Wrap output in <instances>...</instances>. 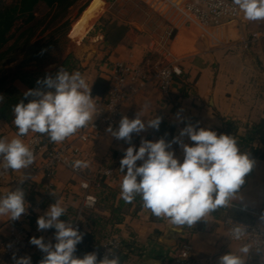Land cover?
Returning <instances> with one entry per match:
<instances>
[{
  "label": "crops",
  "instance_id": "obj_1",
  "mask_svg": "<svg viewBox=\"0 0 264 264\" xmlns=\"http://www.w3.org/2000/svg\"><path fill=\"white\" fill-rule=\"evenodd\" d=\"M149 1L151 7L147 5L156 16L154 24L147 25L140 21V28L137 29L124 22L128 29L116 44H106L104 35L97 38L85 34V41L73 51L79 65L69 72L80 71L85 76L94 98L98 96L92 92L95 79L101 77L107 85L105 71L113 61L140 64L146 68L175 61L182 69L180 77L185 89L177 82L166 97L154 83H148L123 101L118 115L119 128L122 117L133 119L141 113L146 130L133 133L130 142L116 139L111 132L85 142L76 141L89 162V167L79 174L58 165L52 177L46 180L38 167L40 160L36 159L22 173L11 171L8 179L0 180V196L8 190H16L23 177V182L29 180L36 184L37 200L46 193L51 197L43 206L35 207L39 217L59 199L68 210L61 219L73 223L76 214L82 211L84 191L80 181L84 177L90 179V191L94 194L92 183L99 176V168L109 167L113 174L111 177L102 176L104 182L120 189L123 176L119 170L120 160L127 147L134 146L138 150L143 140H159L154 128L147 127L149 119L160 117L165 122L173 123V139L179 137L190 145V137H180L181 130L190 122L197 130L205 128L219 132L226 121H233L236 125L235 135L243 136L248 126L264 118V21H245L240 13L236 20L218 26H200L182 12L185 0ZM102 12V7L91 4L86 12L88 21L95 20ZM253 32H262L263 35L252 38ZM81 58L87 60V64ZM184 117H189L190 122ZM12 121L0 119V138L14 137L9 133L11 128L16 134ZM169 150L183 161V149L179 143H172ZM250 158L255 163L239 189L240 199L234 201L230 208L217 210L207 220L202 218L192 228L174 231L165 220L155 218L142 205L135 212H132L133 207L130 208L119 224L117 235L120 239L133 238L134 246L142 249L143 254L140 257L132 256L131 261L124 264L162 263L163 258L183 240L191 242L196 256H211L212 264H219V257L231 251L240 254L238 250L246 242L227 241L221 220L230 216L264 226V160ZM140 164L142 161H137V165ZM13 221L8 216H0V264H15L5 257L1 247V241L9 233ZM78 222L86 228L81 213ZM27 229L30 230V238L26 256L31 258V264H39L45 254L30 240L32 237H43L45 243L54 245L52 238L56 230L52 228L53 233L49 234L32 225H27ZM158 254L162 255L161 258L156 257ZM246 264H264V246L253 247L246 257Z\"/></svg>",
  "mask_w": 264,
  "mask_h": 264
},
{
  "label": "clouds",
  "instance_id": "obj_2",
  "mask_svg": "<svg viewBox=\"0 0 264 264\" xmlns=\"http://www.w3.org/2000/svg\"><path fill=\"white\" fill-rule=\"evenodd\" d=\"M231 5L245 21H264V0H231ZM176 71L179 74V69ZM37 84L43 87L28 90L24 93L27 102L21 99L13 106L15 136L0 138V169L4 172L22 173L34 164V149L24 139L29 133L47 136L51 142L60 144L88 127L97 115L91 85L80 71L69 72L62 67L55 76L48 75ZM4 100L5 96L0 94V104ZM141 117V113L133 119L124 116L118 130L109 127L108 131L116 139L130 142L133 133L146 130ZM160 123V117L151 118L147 127L158 129ZM184 135L194 142L192 146L177 137L171 142L163 138L155 142L143 140L138 150L134 146L127 147L119 169L123 173L120 198L132 203L139 196L142 207L155 218L165 220L174 231L192 228L217 210L232 207L233 202L240 199L239 189L255 163L248 152L241 151L233 135H218L205 128L197 130L193 125L181 130L180 137ZM35 142L33 140L32 144ZM172 143L182 147V162L169 150ZM137 161L142 164L138 166ZM72 167L83 170L89 167V162L77 159ZM27 207L21 188L8 190L0 196V216L18 220ZM67 211L57 199L37 219L38 230H56L54 245L45 243L43 237L31 238L30 243L45 254L39 264H121L120 258L112 254L111 258L105 255L99 260L95 252L78 258L76 247L83 234L73 227L71 220L61 219ZM248 235L247 227L240 223H234L229 233L236 241L244 240ZM252 249L250 243H245L238 250L240 254L231 251L219 257V264H246ZM15 264H31V258L20 257Z\"/></svg>",
  "mask_w": 264,
  "mask_h": 264
},
{
  "label": "trees",
  "instance_id": "obj_3",
  "mask_svg": "<svg viewBox=\"0 0 264 264\" xmlns=\"http://www.w3.org/2000/svg\"><path fill=\"white\" fill-rule=\"evenodd\" d=\"M79 0H14L4 4L0 0V94L5 96L4 103L0 104V119L10 122L14 119L13 106L21 99H25L24 93L30 89L43 87L37 84L30 76L28 71L22 70V66L30 61L43 62L52 59L53 49H60L62 44L67 41V32L69 30L70 19L67 17L68 9ZM46 5L49 10L37 18L35 8L39 4ZM88 3L85 2L78 9V14L85 8ZM22 20V26L11 31L17 20ZM41 26V28H40ZM38 29L39 32H38ZM128 26L125 24H111L104 27V41L106 44H116L121 40L127 31ZM46 34L37 37L43 32ZM16 61L12 72H6L5 66ZM61 66L67 71L78 67L77 61L71 53H68L61 61ZM178 78L180 87L185 89V83ZM14 79H19L27 85L28 90L23 92L13 83ZM107 91V85L103 78L97 77L92 86V92L103 96ZM28 99H31L29 97ZM27 102V99H25ZM173 123L161 120L158 129L154 128L158 139H165L166 142L173 139ZM236 125L233 121H226L224 127L220 130L224 134L233 135L239 142L241 151H246L250 157H258L264 160V118L259 122L247 127L243 136L235 135ZM48 138L47 136H44ZM103 175H99L100 190L95 192L96 203L94 207L82 214V219L86 224L81 231L83 234L82 241L77 244L75 255L83 258L87 253L95 252L99 260V254L102 243L108 238L117 235L119 224L125 218V214L133 207L135 212L141 207L142 202L139 196L132 203H126L120 198V189L113 187L104 182ZM47 180L48 178L44 176ZM36 184L33 181H24L18 185V188L25 192V200L28 204L34 206L29 219L28 225L38 229L37 219L39 216L35 212V207L43 206L44 203L51 199L49 194H38ZM48 198V199H47ZM79 222H82L79 221ZM14 223V221H13ZM46 233H53L52 228L42 230ZM53 235V234H51ZM30 230L27 231V248L29 246ZM126 241L120 239V248L116 251L115 256L120 258L121 264H124L128 255L140 257L143 254L142 249L134 246L135 240L130 238ZM123 251H127L125 255ZM4 253V252H3ZM7 259L8 256L4 253ZM162 255H156L161 258Z\"/></svg>",
  "mask_w": 264,
  "mask_h": 264
},
{
  "label": "built area",
  "instance_id": "obj_4",
  "mask_svg": "<svg viewBox=\"0 0 264 264\" xmlns=\"http://www.w3.org/2000/svg\"><path fill=\"white\" fill-rule=\"evenodd\" d=\"M182 12L200 26H218L236 20L240 15L231 5V0H185ZM261 35H263L262 32L251 33L252 38ZM177 69H179V74H177ZM105 72L107 74V91L103 96H94L97 115L88 127L60 144L53 143L49 138H45L44 135L40 134L29 133L24 138L34 149L35 161L36 159L40 160L38 167L43 176L51 178L55 167L58 165L66 166L73 173L79 174L81 170L73 169L72 163L77 159L85 160L86 156L76 141L85 142L102 134L110 133L108 131L109 127L115 131L118 128L120 107L126 98L142 90L150 82L154 83L168 97L172 87L182 75V69L175 61L158 64L153 68H146L140 64L116 60L106 67ZM183 119L190 122L189 117ZM14 129L17 132L16 127ZM216 133L218 135L224 134L222 131ZM33 140L36 141L34 144H32ZM193 144L194 142L190 141V146ZM98 172L105 177H111L113 174V170L109 167H101ZM10 173L11 170L4 172L0 169V180L8 178ZM18 185L16 186L18 187ZM80 187L84 191L81 210L91 209L96 203V197L90 191V179L84 177L80 181ZM89 197L93 199L90 200ZM27 205L26 213L22 214L18 220H14L9 233L1 241L2 250L12 263H15L16 259L20 257H25L27 250L28 219L34 210V206L28 203ZM80 213L76 214L75 221L72 223L73 227L77 228L79 232L81 231V225L78 222ZM234 223H240L247 227L249 235L246 239L240 240L241 242L250 243L254 248L264 246V226L252 220L230 216H225L221 220L227 241H236L229 236ZM52 240L56 243L55 236ZM119 248L120 238L118 235L108 238L102 243L99 259H103L105 255H109L111 258V254L115 255ZM193 251L191 242L183 240L163 258L162 264H212L213 258L211 256H196Z\"/></svg>",
  "mask_w": 264,
  "mask_h": 264
},
{
  "label": "rangeland",
  "instance_id": "obj_5",
  "mask_svg": "<svg viewBox=\"0 0 264 264\" xmlns=\"http://www.w3.org/2000/svg\"><path fill=\"white\" fill-rule=\"evenodd\" d=\"M14 0H2V3L7 4ZM85 2L88 4L85 8L78 14V9L81 5ZM151 1H144V0H79L74 5H72L67 12V17L70 19L69 30L67 32V41H65L60 49H53L54 53L52 54V59L43 62H36L30 61L24 66H22V70L28 71L30 76L34 79L37 83L38 80H43L46 76L51 75L55 76L56 73L59 71L61 66V61L64 57L71 53L73 55V51L77 48L78 45L82 44V41H85L86 37H83L85 34L86 36H93V37H101L104 35V27L111 25V24H123L124 22H128L133 27L139 29L138 23L140 21L145 22L147 25L154 24L156 16L150 10L147 4L151 7ZM91 4H96V7H102L103 12L93 21L88 22L87 14L88 8H90ZM90 5V6H89ZM89 6V7H88ZM88 7V8H87ZM49 8L44 4H39L35 8V15L37 18H40ZM87 21V22H86ZM22 26V20H17L11 31L16 30V28H20ZM41 28V26H40ZM40 29H38L39 32ZM47 31L38 34V38L42 37L46 34ZM84 39H83V38ZM74 57V56H73ZM83 62H86L84 58H81ZM16 61H13L11 64L5 66L6 72H12L14 69ZM87 64V62H86ZM77 65H79V61L77 60ZM86 66V65H82ZM13 83L15 86L25 92L28 90L26 84L21 82L19 79H14ZM251 99V98H250ZM9 133L15 136L13 129H9ZM98 175L100 173L98 172ZM98 177V176H97ZM95 179V182L92 183L95 192H98L100 188L99 178ZM9 178V177H8ZM6 178V179H8ZM4 180V179H2ZM88 211V209H83L81 211V215L84 212ZM126 241L131 239H124ZM27 250L25 252V256L27 254ZM128 253L127 251H123L122 254ZM132 257L130 255L127 256L126 262H130Z\"/></svg>",
  "mask_w": 264,
  "mask_h": 264
},
{
  "label": "bare ground",
  "instance_id": "obj_6",
  "mask_svg": "<svg viewBox=\"0 0 264 264\" xmlns=\"http://www.w3.org/2000/svg\"><path fill=\"white\" fill-rule=\"evenodd\" d=\"M90 13H91V11H90ZM92 15H93V14H92ZM92 15H91V16H92ZM92 18H93V17H92ZM89 20H91V19H89ZM86 22H87V21H86ZM88 22H89V21H88Z\"/></svg>",
  "mask_w": 264,
  "mask_h": 264
},
{
  "label": "water",
  "instance_id": "obj_7",
  "mask_svg": "<svg viewBox=\"0 0 264 264\" xmlns=\"http://www.w3.org/2000/svg\"><path fill=\"white\" fill-rule=\"evenodd\" d=\"M158 264H162V263L159 261Z\"/></svg>",
  "mask_w": 264,
  "mask_h": 264
}]
</instances>
